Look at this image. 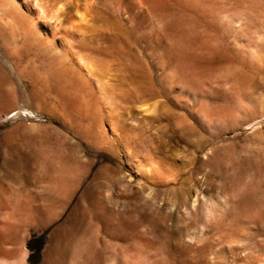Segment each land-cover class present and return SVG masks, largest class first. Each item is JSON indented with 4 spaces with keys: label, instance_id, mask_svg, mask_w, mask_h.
Masks as SVG:
<instances>
[{
    "label": "rangeland",
    "instance_id": "rangeland-1",
    "mask_svg": "<svg viewBox=\"0 0 264 264\" xmlns=\"http://www.w3.org/2000/svg\"><path fill=\"white\" fill-rule=\"evenodd\" d=\"M6 1L0 221L9 226L1 221L7 238L0 234V264H120V257L131 264H264V0H64L63 10L72 4L91 13L97 5L114 22V29L98 24L83 34L123 49L113 61L120 76L113 73L127 81L105 93L66 54L63 37L52 39L55 19L35 20L37 34H21L34 19L35 0ZM154 33L164 35L170 55L145 41ZM196 70L204 72L195 76L207 101L188 93ZM148 95L165 108L155 118H142L133 104ZM170 99L222 122L202 131ZM130 135L153 145L150 157L160 163L193 161L173 176L143 173L148 158L133 151ZM191 229L198 231L193 244L185 238Z\"/></svg>",
    "mask_w": 264,
    "mask_h": 264
},
{
    "label": "bare ground",
    "instance_id": "bare-ground-1",
    "mask_svg": "<svg viewBox=\"0 0 264 264\" xmlns=\"http://www.w3.org/2000/svg\"><path fill=\"white\" fill-rule=\"evenodd\" d=\"M6 0H0V5L1 4H4V2H5ZM71 1V0H70ZM82 2V1H90V3H92L94 0H72V2L71 3H73L74 4V2H76L77 3V6H78V2ZM7 2V1H6ZM64 0H35V2H34V8H35V13H34V15H33V17H34V19H29V20H26L24 23H23V26H24V29L23 30H21V27H20V31L22 32L21 34H23V33H28V34H37L36 33V31H37V28H36V26L38 25V23H37V25H36V21L35 20H41V21H45L46 20V18L47 17H50V18H52V19H55L56 20V22H57V24H56V27H54L53 29H51V32H52V39L54 38V37H56V35L57 34H60L61 35V37H63V39H62V42L64 43V46H65V48H66V54L68 55V56H71V57H74L75 59V64L77 65V67H78V69L85 75L84 77L86 78V80L88 79V80H92V81H94L93 83H96L99 87H97V92H98V89L100 88L101 89V92H103V93H105V91L106 90H109V92H111V88L110 87H115V88H118L117 86H119V85H123L124 84V81L126 80L125 79V77L123 78V76H124V74H123V76H122V74H121V78L122 79H119V78H117V79H114L115 77H116V75H118V67L119 66H117V68L116 67H114L113 68V61L115 60V59H117L116 57H117V53H116V50L118 49V48H120V52L121 53H123V49L121 48V47H116V41L114 40V41H112L111 42V45L108 47H101L100 45H98L97 44V42L96 41H92L91 39H87L86 38V35H83V34H85V31H88V30H91L92 31V29L95 27L96 29H97V27H98V24H101V26H111L113 29H114V27H115V25H114V22H112V23H110V21H109V23H108V21L106 20V18H105V14L103 15L102 14V12L98 9V6L97 5H94L95 7L97 6V8H95V7H93L94 8V10L90 13V12H88V11H85V10H83L82 8H80V7H76V6H73L72 4H71V6L68 8V9H66V10H63V6H65V5H63L64 3ZM96 2V1H95ZM107 2V1H106ZM193 2V1H192ZM94 3V2H93ZM68 4V3H67ZM109 4H110V2H109ZM118 4V6L120 7V5H119V3H117ZM134 4V3H133ZM140 4V3H139ZM139 4H137V5H139ZM146 4V3H145ZM204 4V3H203ZM4 5H6V4H4ZM75 5V4H74ZM112 5V4H111ZM68 6V5H67ZM91 6V5H90ZM113 6V5H112ZM3 7V6H2ZM114 8H115V6H113ZM112 7V8H113ZM194 7V6H193ZM113 8V9H114ZM143 8V7H142ZM116 9H119V8H116ZM120 9H121V7H120ZM119 9V10H120ZM145 9H147L146 7H145ZM115 10V9H114ZM119 10H117V11H119ZM139 10H141V8L139 7ZM186 10V9H185ZM141 11H143V9L141 10ZM146 11H148V10H146ZM203 11H204V9H203ZM207 11V10H206ZM120 12V11H119ZM127 12V11H126ZM140 12V11H139ZM185 12V11H184ZM125 13V12H124ZM148 14V13H147ZM146 14V15H147ZM206 15V14H205ZM10 17V16H9ZM9 17L6 19L7 20V22H8V20H9ZM32 17V18H33ZM149 17V16H148ZM206 17V16H205ZM205 17H204V19H205ZM211 16H209V18H210ZM213 17V16H212ZM5 18V17H4ZM153 18V17H152ZM207 18V17H206ZM215 18V17H214ZM214 18H212V19H214ZM218 19V18H217ZM208 20V19H207ZM3 21V23H4V26H6V25H8V23L7 22H5L4 20H2ZM127 21H129V19H127ZM240 21V20H239ZM16 22V21H15ZM150 22V21H149ZM210 22V21H209ZM217 22V21H216ZM225 22V21H224ZM10 23H11V21H10ZM19 23V22H18ZM17 23V24H18ZM13 26H14V23H11ZM10 24V25H11ZM4 26H2V27H4ZM13 26H12V28H13ZM18 26V25H17ZM16 26V27H17ZM19 26H22V25H19ZM57 26H58V28H57ZM97 26V27H96ZM15 27V30L13 31V32H11V33H14L18 28H16ZM100 27V26H99ZM222 27V26H221ZM5 28V27H4ZM8 28H9V30L11 29V27L8 25ZM8 28H5V30L6 29H8ZM111 28V29H112ZM98 29H101V28H98ZM97 29V30H98ZM223 29V28H222ZM12 30V29H11ZM10 30V31H11ZM24 30H25V32H24ZM10 31H9V33H10ZM18 31V30H17ZM162 31V30H161ZM224 31V30H223ZM229 31V30H228ZM89 32V31H88ZM231 33V32H230ZM27 34V35H28ZM87 34V33H86ZM12 35V34H11ZM11 35H9V37H11ZM13 36H14V34H13ZM30 36V35H29ZM82 36H84L85 38H83ZM164 36V35H163ZM162 36V34H159V33H154V34H152V35H148L146 38H145V41L149 44V45H151V46H154V47H157V48H160V49H162L163 50V52L166 54V55H170L171 54V51H170V47H168V45H167V43H166V39L164 38ZM98 37V36H97ZM106 38V37H105ZM9 39H13V38H9ZM98 39V38H97ZM104 39V38H103ZM119 41H120V39H119ZM13 42H14V40H13ZM13 42H10L11 43V45H12V43ZM98 42H99V39H98ZM103 42V41H102ZM101 42V45L103 44ZM120 43V42H119ZM45 44V43H44ZM121 45V43L119 44V46ZM13 46V45H12ZM117 48V49H116ZM73 49V50H72ZM74 49H76L78 52H79V54H78V56L76 55V54H72L71 52H70V50L71 51H74ZM116 49V50H115ZM117 50V51H118ZM118 51V52H119ZM159 52V51H158ZM175 52V51H174ZM62 53H64V52H62ZM70 55H69V54ZM64 55L65 54H63V55H61V57L60 58H62L63 59V57H64ZM123 55V54H122ZM178 55V54H177ZM63 56V57H62ZM66 56V55H65ZM68 56H66L65 57V59L68 57ZM161 56L160 55H155L154 56V67L156 68V69H158V70H160V68H161V58H160ZM152 58V57H151ZM69 59V58H68ZM184 59V58H183ZM61 60V59H60ZM59 60V61H60ZM118 61V60H117ZM116 61V62H117ZM192 61V60H191ZM61 62H62V60H61ZM64 62H66L65 60H63V63ZM71 62H73V61H71ZM123 62V61H122ZM121 62V63H122ZM175 62V61H174ZM121 63H119V61H118V63H115V66H116V64L117 65H119L120 64V66H121ZM184 63H186V60H185V62ZM188 63V62H187ZM187 63L185 64L186 66H187ZM189 63H190V61H189ZM193 62H191L190 63V65L192 64ZM195 63V62H194ZM197 63V62H196ZM124 64V63H123ZM125 64H127L126 62H125ZM184 65V66H185ZM192 65H194V64H192ZM191 65V66H192ZM198 65V64H197ZM127 66V65H126ZM128 67V66H127ZM181 67V66H180ZM195 67H196V65H195ZM194 66H193V69L195 68ZM116 68V69H115ZM124 68V67H123ZM123 68L122 69H120L119 70V72H121V70H123ZM189 68V67H188ZM197 68V67H196ZM115 69V70H114ZM184 69H186L185 67L183 68V70ZM192 69V70H193ZM117 70V71H116ZM175 70V69H174ZM187 70V69H186ZM189 70H191V69H188V71ZM191 70V71H192ZM125 71V70H124ZM185 71V70H184ZM187 71V72H188ZM194 71H195V69H194ZM197 71L198 70H196V72H195V74H189L188 75V79H187V81H188V84H189V90H188V93H189V95L192 97V98H200V100H204V101H207V100H209L210 99V96H209V94L207 93V91H206V88L204 89V87H202L203 85L202 84H204V82L202 83V84H200L201 82H200V80H198V77L196 78V76L195 75H199L198 73H200V71H202L203 72V70H199V72L197 73ZM116 72V75H114V73ZM159 72V71H158ZM177 72V71H176ZM80 73V72H79ZM113 73V74H112ZM197 73V74H196ZM158 74V73H157ZM169 74V73H168ZM178 74V73H177ZM202 74H204V72L202 73ZM205 74H207V73H205ZM82 75V74H81ZM114 75V76H113ZM80 76V75H79ZM120 75H118V77H119ZM200 76V75H199ZM205 76V75H204ZM202 77V76H201ZM134 79V78H133ZM204 79V77L202 78V80ZM85 80V81H86ZM201 80V81H202ZM127 81V80H126ZM173 81V80H172ZM127 84H125V86L127 85V86H129V82H126ZM163 84V83H162ZM172 84H174V83H172ZM87 85V84H86ZM94 85V84H93ZM202 85V86H201ZM124 87V86H123ZM174 87V86H173ZM240 87V86H239ZM94 88V87H93ZM115 88H113V89H115ZM95 89V88H94ZM100 89H99V91H100ZM111 89V90H110ZM164 89V88H163ZM171 89V88H170ZM240 90V89H239ZM113 91H115V90H113ZM177 89H173L172 91H171V96L172 95H174V94H176L177 93ZM230 91H232V90H230ZM229 91V92H230ZM228 92V93H229ZM165 93V92H164ZM240 93H241V91H240ZM240 93H239V95H240ZM159 94H161L160 92H159ZM235 94H237V93H235ZM235 94L233 93H231V94H228L227 95V98H228V100H230L232 103H234V102H236L235 101V99L237 98V97H235ZM110 96V95H109ZM236 96H238V95H236ZM112 97V96H111ZM109 98L110 100L111 99H113V98ZM226 97V96H225ZM104 98V97H103ZM135 98V97H134ZM133 98V99H134ZM178 99V98H177ZM127 100V99H126ZM126 100H125V102H126ZM160 99H159V97L157 96V95H148V97H143V98H140V99H136L135 101H133V104H135L137 107V111H138V113L142 116V118H144V117H151V118H155V116L157 117V115L158 114H160V113H163L164 112V110H165V108L162 106V102H160L159 101ZM239 100V99H238ZM238 100H237V102H238ZM113 101H115V100H112V102ZM128 101H129V98H128ZM188 101V100H187ZM102 102V101H101ZM111 102V101H110ZM108 103V104H111V103ZM169 102L170 103H175L176 105H178L180 108H183V109H185L188 113H189V116H190V118L192 119V120H194V121H196L197 122V124H198V126H199V128L202 130V131H207L211 126H218V125H220V123L222 122L219 118H214L213 116H214V113H213V115H212V113H211V115H212V117H210V116H207V115H205L204 114V111L205 110H203V112L201 111V108H203V107H195V109H194V111H192V106H191V103L189 104L188 102L187 103H184V102H179V101H173V99H170L169 100ZM99 103V102H98ZM114 103V102H113ZM128 103V102H127ZM205 103H207V102H205ZM102 104V103H101ZM131 104V103H130ZM113 105L114 106H116L115 105V103L114 104H112V108H113ZM197 105V104H196ZM202 105H205L206 106V104H203L202 103ZM224 105V104H223ZM122 106V105H121ZM102 107H103V105H102ZM227 107V106H226ZM117 108V107H116ZM116 108H114V109H116ZM230 108V105H229V107L227 108V109H229ZM207 109V108H206ZM109 110V109H108ZM208 111V110H207ZM209 112V111H208ZM263 113V112H262ZM216 115V114H215ZM220 116V115H219ZM219 116H217V117H219ZM216 117V116H215ZM262 117V116H261ZM130 118V117H129ZM116 120H117V118H115ZM150 120V119H149ZM260 120V119H259ZM110 121V120H109ZM115 121V120H114ZM111 122V121H110ZM109 122V123H110ZM122 122V119H121V121H120V123ZM118 123H119V121H118ZM114 124V123H113ZM111 125V127L113 128V125L112 124H110ZM222 125V124H221ZM119 127H121V126H119ZM124 127V126H123ZM126 131V130H125ZM131 131V130H130ZM128 132V131H127ZM132 135H133V132L131 133ZM136 134V133H135ZM140 136V135H139ZM143 137V136H142ZM134 138V137H133ZM128 140H130L131 142V144L130 145H132L133 146V151H134V149H136V150H138V151H140V152H142V154L144 153V155L145 156H147V162H146V165L145 166H143V168H141V169H144V170H142V172L143 173H150L151 172V175L152 174H154V173H156L159 177H160V175H165V176H173V175H175L176 173H178V171L180 170V169H182V168H184V167H187L193 160H192V158H189V159H183L182 161H181V163L179 164V165H176L175 163H168V162H164V163H160L159 161H156L155 159H154V157H150V155H152L153 154V152H154V150L152 149V146L144 139V138H137V136H136V139H131V135H130V137L128 138ZM128 140H126V142L128 141ZM121 143V142H120ZM126 144V143H125ZM127 146V145H126ZM128 147H131V146H128ZM127 148V147H126ZM254 148V147H253ZM131 149V148H130ZM252 149V148H251ZM130 151H132V150H130ZM137 151V152H138ZM209 151V150H208ZM135 154H136V152H135ZM138 155V154H137ZM137 155H136V157H137ZM135 156V155H134ZM135 157V158H136ZM208 157V156H207ZM210 157V156H209ZM154 172V173H153ZM159 173V174H158ZM161 173V174H160ZM149 175V174H148ZM151 175H150V177H151ZM155 175V174H154ZM153 175V176H154ZM160 179V178H159ZM181 196V195H180ZM183 196V195H182ZM173 197V196H172ZM176 198V197H175ZM2 200V199H1ZM2 203V202H1ZM1 203H0V205H1ZM7 204L9 203V202H6ZM182 203V202H181ZM188 204V203H187ZM183 205V204H182ZM174 206V205H173ZM185 206V205H184ZM10 207V206H9ZM211 207V206H210ZM205 208V212L206 213H204L205 214V219H206V221L207 220H210L209 218H210V216H212L211 215V211L209 210V209H206V207H204ZM207 208H208V206H207ZM215 208V207H214ZM4 209H5V206H4ZM207 210V211H206ZM7 211H5V213H6ZM212 212H214L213 210H212ZM5 213L3 214V215H5ZM1 214H2V212H1ZM217 215V214H216ZM2 218H3V216H2ZM55 218V217H54ZM9 219V218H8ZM57 219V218H56ZM204 219V220H205ZM3 220V219H2ZM1 220V221H2ZM6 220H7V218H6ZM52 220H53V218H52ZM58 220V219H57ZM1 221H0V224H1ZM8 221V222H7ZM6 222H7V224H8V226H9V220H7ZM3 222V221H2ZM6 222H3V223H6ZM56 222V221H55ZM205 222V221H204ZM3 223L1 224L2 226H3ZM200 223V222H199ZM207 223V222H206ZM204 224V223H203ZM15 225V224H14ZM30 225V224H29ZM4 226H6L5 224H4ZM4 226H3V228H4ZM14 227V226H13ZM32 227V226H31ZM202 227V226H201ZM2 227H0V229H1V232H3L4 231V229H3ZM7 228V227H6ZM5 228V229H6ZM46 228H47V226H46ZM3 229V230H2ZM15 227H14V230H13V232H15ZM196 230H198V229H196ZM202 230V229H201ZM6 231V230H5ZM9 231V228H8V230H7V232ZM17 231V230H16ZM200 233V232H199ZM1 234V233H0ZM2 234H5V233H2ZM1 234V235H2ZM0 235V236H1ZM8 236H10L9 234H8ZM4 237H6L7 238V236H6V234H5V236ZM185 238L187 239V241H189L190 243H195V241L198 239V231L197 232H195V229H191V231H189V232H187L186 233V236H185ZM11 239V238H10ZM200 239V238H199ZM9 240V239H8ZM3 241V240H2ZM198 241V240H197ZM6 242V241H5ZM9 242V241H8ZM188 243V242H187ZM196 243H198V242H196ZM192 244H185V243H183V242H177V246L181 249V247L183 246V245H185V246H187V248H190L191 246H194V245H192ZM183 248V247H182ZM184 250V249H183ZM186 250V249H185ZM192 250V249H191ZM223 250L225 251V249L223 248ZM188 251V250H187ZM224 251H221V252H224ZM218 252V251H217ZM191 253V252H190ZM215 254V253H214ZM221 254V253H220ZM121 255H123V254H121ZM188 255V254H187ZM190 255V254H189ZM119 256V255H118ZM125 256V255H124ZM218 256H219V254H218ZM190 257V256H189ZM205 257H207V256H205ZM213 257V256H212ZM211 257V258H212ZM22 258V257H21ZM25 259V258H24ZM144 259V258H143ZM138 260H136V262H137ZM203 261V260H202ZM26 262V261H25ZM117 262V261H116ZM118 262L120 263V264H131V263H127L126 261H125V259H123V257L121 258H119L118 259ZM133 262H134V260H133ZM192 263H193V261H191ZM12 263V262H11ZM20 263V262H19ZM19 263H17V264H19ZM204 263L205 264H210V261L209 260H205L204 261ZM1 264H3V263H1ZM23 264V263H22ZM26 264V263H25ZM138 264V263H137ZM142 264V263H141Z\"/></svg>",
    "mask_w": 264,
    "mask_h": 264
}]
</instances>
